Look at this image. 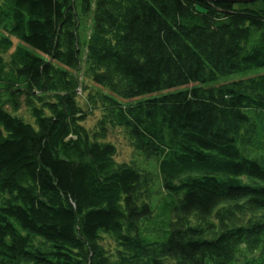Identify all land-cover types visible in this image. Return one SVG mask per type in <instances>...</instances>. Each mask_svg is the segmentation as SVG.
Returning <instances> with one entry per match:
<instances>
[{
  "label": "trees",
  "instance_id": "1",
  "mask_svg": "<svg viewBox=\"0 0 264 264\" xmlns=\"http://www.w3.org/2000/svg\"><path fill=\"white\" fill-rule=\"evenodd\" d=\"M247 1L0 0V264H264Z\"/></svg>",
  "mask_w": 264,
  "mask_h": 264
},
{
  "label": "rangeland",
  "instance_id": "2",
  "mask_svg": "<svg viewBox=\"0 0 264 264\" xmlns=\"http://www.w3.org/2000/svg\"><path fill=\"white\" fill-rule=\"evenodd\" d=\"M256 72H259V71H256ZM256 72H253V74H256ZM260 72H264V69L260 70ZM92 124H93L92 121H90L88 123V125H92ZM111 140L117 146V150H118V155L116 157L117 161H119V162L120 161L130 162L131 159L135 158V154H134L133 150L129 146L127 140L124 139V137L122 136L120 131L115 133L112 136ZM152 163H153V160H152ZM141 167L147 168V169L151 170L152 172H156V170H154V167L152 168L151 165H149V167H147L144 164H142Z\"/></svg>",
  "mask_w": 264,
  "mask_h": 264
},
{
  "label": "water",
  "instance_id": "3",
  "mask_svg": "<svg viewBox=\"0 0 264 264\" xmlns=\"http://www.w3.org/2000/svg\"><path fill=\"white\" fill-rule=\"evenodd\" d=\"M197 1H199V0H197ZM207 1H215V2L224 1V2H228V3H231V2H233V3H242V2L247 3V2H250V1H247V0H207Z\"/></svg>",
  "mask_w": 264,
  "mask_h": 264
}]
</instances>
